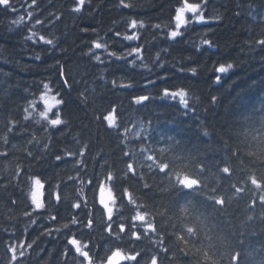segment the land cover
Wrapping results in <instances>:
<instances>
[{
    "label": "trees",
    "instance_id": "trees-1",
    "mask_svg": "<svg viewBox=\"0 0 264 264\" xmlns=\"http://www.w3.org/2000/svg\"><path fill=\"white\" fill-rule=\"evenodd\" d=\"M184 3L197 4L198 12H185L186 23L177 29L176 12ZM10 5L0 6V264H78L83 258L68 244L70 237L91 247L95 264L116 245L141 251V264L157 252L160 264H234L236 256L235 264H264L259 199L264 195V44L259 43L264 0H10ZM173 31L178 36L170 37ZM141 96L149 99L136 103ZM61 97L62 104L46 108ZM42 114L48 119L58 114L61 125L51 126ZM56 154L69 163L55 161ZM225 160L231 176L220 179L224 174L217 165L223 167ZM162 162L170 172L193 176L204 165V182L218 188L226 205L196 196L190 212L181 213L175 202L194 194L172 191L168 179H161ZM109 174L113 181L106 179ZM32 177L44 184L40 210L31 204ZM100 181L105 196L114 187L117 202L110 206L116 222L130 228L137 211L148 213L165 236L167 255L175 258L164 259L158 235L134 241L130 231L120 234L117 228L113 237L123 239L107 238ZM231 184L243 191L235 192ZM125 188L132 203L123 196ZM75 203L83 210L74 209ZM89 219L91 230L80 223ZM185 225L196 229L186 245L175 235ZM66 249H72L70 255Z\"/></svg>",
    "mask_w": 264,
    "mask_h": 264
},
{
    "label": "snow or ice",
    "instance_id": "snow-or-ice-1",
    "mask_svg": "<svg viewBox=\"0 0 264 264\" xmlns=\"http://www.w3.org/2000/svg\"><path fill=\"white\" fill-rule=\"evenodd\" d=\"M83 2L84 0H78L79 4H83ZM0 6H2L5 9H11L10 0H0ZM125 7H128V5H125ZM73 11L79 12L80 8L76 7L73 9ZM185 12H191L193 14H196L198 12V5L194 3H184L182 8L177 9L176 16H175L177 29L181 28L186 23L184 19ZM202 19L203 17H199L197 19V23H199ZM37 23H41V21L37 20ZM132 27H136L135 21H133ZM178 34L179 33L177 31H173L170 33V37L174 38L178 36ZM133 38L134 37H125V39H129V40ZM28 39H30V37ZM41 40L45 44H52L51 40H46L43 37H41ZM205 43H207V41H205ZM259 43L264 44V40L259 41ZM93 47L96 49H100L102 45L100 43H94ZM132 51L135 52L137 51V49H132ZM108 55L112 56L115 54L110 52ZM36 59H39V56H37ZM96 59L99 60V57H96ZM117 59H120V57L117 56ZM224 70H225L224 67H220L218 69L219 72H223ZM59 75H60V78L64 80V87L65 88L70 87V85L68 84V81L65 79L66 73L64 69H60ZM43 86L45 89L49 87L47 83H45ZM164 95H167V96L170 95L172 97H176L177 92L165 91ZM179 95L181 97V103L186 105V100L184 99L185 93L181 91ZM148 99L149 97L147 96H141L135 102L140 103ZM62 103H63V97H61L60 100H56L55 104L49 105L46 103V108L50 111L52 107H56ZM43 118L48 120V123L53 127L59 126L62 123V120L60 119L58 114L56 118L54 119H48L47 115H43ZM107 119H110V118H107ZM11 131L12 129H9V132ZM5 142H7V138H5ZM0 155H3V153H0ZM80 155L83 156L84 153L81 152ZM124 155L127 156L128 153L125 152ZM236 155L237 154L234 152L233 156H236ZM148 159L152 160L153 157L148 156ZM55 161L63 162L64 164L69 163V161L65 159L64 157H62V155L60 154L55 155ZM223 164H224L223 167H220L219 165H217V169H218V172L224 174L223 177H220V179H227L231 176V166L228 163V160H225ZM56 166L59 167V164H57ZM127 167L129 171L133 170L132 164H128ZM158 168H159V172L164 174V176L161 177V179L165 177L168 179V185L172 191L176 193H183L185 196H188V194H194L191 198L187 199L184 203H181L179 200L175 202L176 205L179 207V210L181 211V213H183L184 215H187L190 212L191 206L196 196H201L203 197L205 201L211 202L212 204L216 206H220V208H223L226 205L225 197L222 194H217L218 188H210L209 185L204 182L205 177L202 174L205 171H207L204 165L202 164L200 165V170H199L200 175H196V176L185 173L183 170L170 172L169 171L170 165L167 163H163V162L160 165H158ZM173 176L175 177L174 182H173ZM31 179L34 184V189L31 192V204L35 206V210L43 209L45 205L41 201L40 190L44 188V184L41 183L40 178L32 177ZM106 179L108 181H113L114 177L113 175L109 174L106 177ZM255 183L258 186L260 185V181L258 180L255 181ZM89 185L91 186L93 191L97 189V184L94 183L91 179L89 180ZM231 187L234 188L235 192L237 193H240L243 191L242 188L237 187L235 184H231ZM144 188L147 190H150V185L145 183ZM98 191H99V203L104 209V212L107 216V221H109L104 227V231L108 234V237H107L108 239H123L122 235H117L113 237V233L116 231L117 228L120 234H127L130 231L131 232L130 239L134 241H140L142 238H145V237L151 239V236L149 234L158 235L159 236L158 243L161 245L160 250L165 253L164 259L175 258V253H173L172 257H169L167 255L170 249L167 247V244H165V236L163 233L160 232L157 224L154 222V219L148 218V213L146 212L142 213L140 211H137L135 215L132 217V223H131L130 228L125 223H117L113 216V207L110 206V205L114 206L117 202V196L115 194L114 187L108 188L107 196H105V184L103 181H100L98 185ZM123 196L124 198L128 199L129 203H132L131 194L127 188L124 189ZM259 199H260V203L264 205V195H261ZM56 200L59 205V203L61 202V198L58 194L56 195ZM255 204H256V201L253 200L251 206L255 207ZM72 207L74 209L83 210L82 205L78 203L73 204ZM83 207H87V204L85 203ZM25 215L30 216L31 213L25 212ZM75 215L78 216L79 213H75ZM160 215L163 216L164 213L161 212ZM50 219L52 221H56L58 219V216L51 215ZM33 223H36V220H33ZM72 223L75 225L78 223V220L73 219ZM80 223L83 228H87L91 230L94 225V220L89 219L86 224H83V222H80ZM43 226L44 225L41 224V227ZM141 228H143V232L140 231ZM48 232L50 233V229L48 230ZM195 233H196L195 227L190 226V225H185L181 232L175 233L176 240L186 245L189 243V241L192 239ZM44 234L46 233L44 232L41 233V235H44ZM186 234H187V238H186ZM33 243H35V241H33ZM68 244L73 245L76 255L83 258L82 260L78 262V264H95L93 255L91 254V247L88 244H83L81 246V243L76 238H73V237H70L68 239ZM31 246H32L31 244L28 245V247H31ZM83 249H88V250L85 251ZM11 251L14 252L15 250L11 249ZM177 251L184 253L183 248L178 247ZM66 252L67 254L70 255L72 252V249H66ZM184 254L186 255V253ZM142 260H144V257L141 251H135L134 253L131 251L126 252L125 250L121 248L120 245H116L114 249L110 251V254L106 256V259H102V264H118V261H127V262H131V264H141ZM160 260H161V257L159 253L157 252V253H154L150 257V260L145 261V264H160ZM236 260H238V256L233 257L234 264Z\"/></svg>",
    "mask_w": 264,
    "mask_h": 264
}]
</instances>
